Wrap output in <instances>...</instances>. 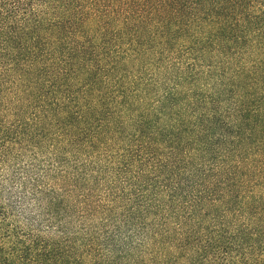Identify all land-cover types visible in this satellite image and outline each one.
Here are the masks:
<instances>
[{
  "label": "trees",
  "instance_id": "trees-1",
  "mask_svg": "<svg viewBox=\"0 0 264 264\" xmlns=\"http://www.w3.org/2000/svg\"><path fill=\"white\" fill-rule=\"evenodd\" d=\"M0 264H264V0H0Z\"/></svg>",
  "mask_w": 264,
  "mask_h": 264
}]
</instances>
